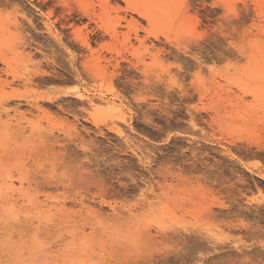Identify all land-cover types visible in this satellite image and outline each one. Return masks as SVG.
I'll return each instance as SVG.
<instances>
[{"label":"rangeland","instance_id":"obj_1","mask_svg":"<svg viewBox=\"0 0 264 264\" xmlns=\"http://www.w3.org/2000/svg\"><path fill=\"white\" fill-rule=\"evenodd\" d=\"M107 1L0 0V264H264V0Z\"/></svg>","mask_w":264,"mask_h":264},{"label":"bare ground","instance_id":"obj_2","mask_svg":"<svg viewBox=\"0 0 264 264\" xmlns=\"http://www.w3.org/2000/svg\"><path fill=\"white\" fill-rule=\"evenodd\" d=\"M127 1L131 2V0H127ZM103 2L105 3V4H104L105 6L108 5V1H107V0H103ZM149 11H150V10H149ZM149 11H147L146 16H147L148 18L150 17V18L152 19V16L155 17V15H154V12H155V11H150V12H149ZM89 37H90V36H89ZM88 40H89V39H88ZM88 40H87V39H83V42H82V43H83V45H84L86 48H88V49L90 50V46H91V45H90V42H89ZM90 60H91V59H90ZM15 80H16V79H15ZM81 97H82V98H85L86 96H84V94H82ZM52 99H53V98H52ZM85 99H86L89 103H91V102L93 101V100H92L90 97H88V96H87ZM25 113H26V112H25ZM46 162H47V161H46ZM45 164H46V163H45ZM46 165H47V164H46ZM41 166H42V165H41ZM42 169H43V168H42ZM43 170H44V169H43ZM43 170H41V171H43ZM52 174H53V173H52ZM172 176H173V175H172ZM40 178H41V177H40ZM37 179H38V178H37ZM164 179H165V178H164ZM172 179H173V178H172ZM174 179H175V178H174ZM20 180H21V179H19V181H20ZM93 180H94V179H93ZM33 181H35V180H33ZM90 181H92V180H90ZM44 182H45V181H44ZM53 182H54V181H53ZM61 182H62V181H61ZM70 182H71V181H70ZM82 182H83V181H82ZM93 182H94V181H93ZM93 182H92V183H93ZM101 182H102V181H101ZM11 183H12V182H11ZM90 183H91V182H90ZM92 183H91V184H92ZM192 183H193V182H192ZM21 184H23V183H21ZM44 184H45V183H44ZM47 184H48V183H47ZM104 184H105V183H104ZM181 184H182V183H181ZM37 185H38V184H37ZM49 185H50V184H49ZM49 185H48V186H49ZM64 185H65V184H64ZM98 185H99V184H98ZM12 186H13V185H12ZM12 186H11V187H12ZM38 186H39V185H38ZM48 186H47V187H48ZM133 186H134V185H133ZM103 187H104V185H103ZM105 187H106V186H105ZM48 188H49V187H48ZM125 188H126V187H125ZM14 189H15V188H14ZM113 189H114V188H113ZM127 193H128V192H127ZM93 195H94V194H93ZM98 195H99V194H98ZM91 196H92V195H91ZM101 196H102V195H100V197H101ZM94 197H95V196H94ZM32 202H34V201H32ZM100 202H101V203L105 202L104 199H103V197H101ZM42 203H44V201H42ZM42 203H41V202H34V203H33V206H40ZM57 203H59V202H57ZM57 203H56V201H55V202L52 201V202L50 203V205L47 204V203H46V205H47V206H48V205H49V206L52 205L53 207H56V208H64V207H65V204H64V203H59V204H57ZM44 204H45V203H44ZM78 205H80L81 209L85 210L86 213L88 212L89 214H91L92 209H94L92 206L89 207V203H88L87 205H85L84 202H83V200H81V204H78ZM45 207H46V206H45ZM33 208H34V207H33ZM81 209H80V210H81ZM80 210H78V211H80ZM78 211H77V212H78ZM81 213H85V212H81ZM93 213H94V212H93ZM78 214H79V213H78ZM84 215H86V214H84ZM89 216H90V215H89ZM95 216H97V215H95ZM80 217H81V216H80ZM85 217H88V216H85ZM92 217H94V216H92ZM88 219H90V218H88ZM82 220H85V219H82ZM55 221H56V220H55ZM60 221H64V220H60ZM51 222H52V221H51ZM53 222H54V221H53ZM57 222H58V221H57ZM61 224H62V223H61ZM58 225H59V224H58Z\"/></svg>","mask_w":264,"mask_h":264},{"label":"snow or ice","instance_id":"obj_3","mask_svg":"<svg viewBox=\"0 0 264 264\" xmlns=\"http://www.w3.org/2000/svg\"><path fill=\"white\" fill-rule=\"evenodd\" d=\"M192 6L194 9L198 8L200 5L197 3V0H192Z\"/></svg>","mask_w":264,"mask_h":264}]
</instances>
